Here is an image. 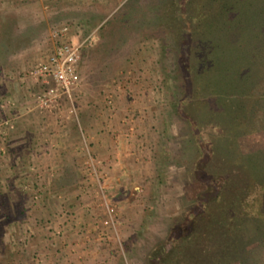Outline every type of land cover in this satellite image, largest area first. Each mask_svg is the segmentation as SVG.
Listing matches in <instances>:
<instances>
[{"label":"rangeland","instance_id":"rangeland-1","mask_svg":"<svg viewBox=\"0 0 264 264\" xmlns=\"http://www.w3.org/2000/svg\"><path fill=\"white\" fill-rule=\"evenodd\" d=\"M177 1L0 0V264H205L219 225L264 264V0ZM67 39L80 83L41 107Z\"/></svg>","mask_w":264,"mask_h":264},{"label":"trees","instance_id":"trees-1","mask_svg":"<svg viewBox=\"0 0 264 264\" xmlns=\"http://www.w3.org/2000/svg\"><path fill=\"white\" fill-rule=\"evenodd\" d=\"M232 1L235 2V0H220V1H218V0H213V1L212 0H187V2L186 1L185 2H186V6H188L190 9L196 8L195 10H196V13L198 15H201V12H203L205 8H207V11H209L215 5L219 6V4H220V7H219L220 10L219 11L223 12V13L221 12L222 16H223V14H225L228 10V3L232 2ZM177 2H178L177 0H173V4L175 5V9H173V8L172 9L174 11L176 10V15H183L184 9L181 8V6L177 4ZM218 2H219V4H218ZM173 4H172V6H174ZM221 13H220V15H221ZM216 16L217 15H215V17H214V15H212V18L214 19L213 20L214 25L217 27V26H219V22L217 23ZM221 17H220V22L222 20ZM225 18H227V15ZM231 18H235V21L238 19L237 15H232ZM222 23H224V21ZM197 25H199V23ZM194 28L196 29V26ZM194 37L195 36L192 35L191 46L195 45L196 40L194 41V39H195ZM204 38H205V35L203 37V40H204ZM203 40H201V42ZM252 48L254 49L253 46H252ZM251 51H253V50H251ZM252 53H255V52L253 51ZM197 56H200V55H197ZM256 62H258V60H256ZM203 66L204 65H203L202 59H201V61H199L198 65H197V68L199 69V73H200V71L202 72ZM191 75H193V74L190 72L189 77L192 78ZM200 76H201L200 79L202 81L204 79V77L202 76V74ZM203 81L205 82V84L207 86H209V88L214 85V81H212V78H211V80L205 79ZM205 104L207 106V103H205ZM212 104H211V106L213 107ZM237 110L241 112V110H244V106L241 107L240 109L238 108ZM240 116L237 115V118H236L237 121L240 120L239 119ZM217 136L219 137V133L217 134ZM218 137H215V139H218ZM196 146H197V149L202 153L203 157L208 155L209 152L205 151L206 148H204L203 146H201L200 148L198 147V145H196ZM216 154H217V152L213 153L211 155H208V156H210L211 160H214L217 156ZM261 167L264 170V161L262 162ZM251 175L253 176L252 178L254 180H256L258 178L259 174L254 173ZM247 178L251 179L249 176H246V179ZM254 219L255 218H252L251 221L252 220L254 221ZM218 225L219 224L216 225V223H213L212 226H218ZM216 229L217 228L215 227L213 235L217 236V238H218L217 241H218L219 245H217L214 248L208 249L206 253L201 254L202 259L204 260L205 264H216L218 261H220L221 263H222V261H224V264H235V261L238 259V256H239L238 253H243L244 251H246L247 250L246 247H247L248 243H250V236L247 234L248 232L246 231V229H248V228H243V230H237V229H230L229 230L228 229L227 231H225V229L223 230V228L219 225L218 226L219 230L215 231ZM220 262L218 264H220Z\"/></svg>","mask_w":264,"mask_h":264},{"label":"built area","instance_id":"built-area-1","mask_svg":"<svg viewBox=\"0 0 264 264\" xmlns=\"http://www.w3.org/2000/svg\"><path fill=\"white\" fill-rule=\"evenodd\" d=\"M63 35H67V29L63 30ZM81 48L82 44L64 40L32 67L30 77L44 87L37 97L41 107L57 102L60 94L70 95L79 85Z\"/></svg>","mask_w":264,"mask_h":264},{"label":"crops","instance_id":"crops-1","mask_svg":"<svg viewBox=\"0 0 264 264\" xmlns=\"http://www.w3.org/2000/svg\"><path fill=\"white\" fill-rule=\"evenodd\" d=\"M112 128V127H111ZM99 131H101V129L99 130ZM105 134L106 133H103V134H100V135H98L97 136V141H98V145L101 147V148H103V149H106V139H105V137L103 138V136H105ZM105 143V144H104ZM61 147H63V145L61 146ZM64 147H65V145H64Z\"/></svg>","mask_w":264,"mask_h":264}]
</instances>
